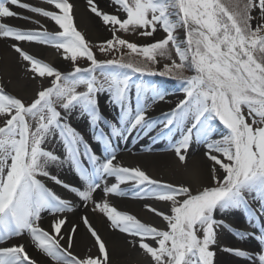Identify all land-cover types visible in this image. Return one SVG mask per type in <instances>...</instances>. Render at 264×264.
<instances>
[{
    "label": "snow or ice",
    "instance_id": "1",
    "mask_svg": "<svg viewBox=\"0 0 264 264\" xmlns=\"http://www.w3.org/2000/svg\"><path fill=\"white\" fill-rule=\"evenodd\" d=\"M43 3L48 7L0 0V40L12 42L18 62L41 82L28 99L0 82V264H113L86 215L81 221L96 252H75L78 226H64L77 200L124 234L143 264H216L218 251L264 264V0H111L112 12L87 0L89 13L111 33L102 42L79 29L72 0ZM11 18L36 27L12 25ZM124 34L153 39L138 44ZM25 43L55 49L70 70L30 54ZM156 76L175 81L183 95L158 116L169 92L141 79ZM101 97L115 115L102 112ZM74 120L91 129L87 137ZM145 139L167 141L187 178L166 181L125 164L127 149L119 145ZM195 146L204 149L207 166L190 161ZM64 170L78 178L75 184L61 177ZM110 197L144 201L160 224L118 210ZM238 213L244 230L225 218ZM224 231L257 241V248L222 247Z\"/></svg>",
    "mask_w": 264,
    "mask_h": 264
},
{
    "label": "bare ground",
    "instance_id": "2",
    "mask_svg": "<svg viewBox=\"0 0 264 264\" xmlns=\"http://www.w3.org/2000/svg\"><path fill=\"white\" fill-rule=\"evenodd\" d=\"M27 2L32 3L37 6L48 7V5L43 3V0H27ZM75 4V17L76 23L80 30L85 32L86 37L91 41H98L111 34L105 31V28L100 26L98 22L93 19V17L87 12V0H72ZM99 6L106 10L111 11L112 6L110 0H96ZM14 10L18 12H23L19 8ZM31 15L30 13H25ZM12 25H18L27 28H34L36 25L28 24L20 19L11 18L7 21ZM50 30H54L55 26L48 21H44ZM11 41L0 40V82L6 84V90L18 97L30 98L33 96L36 89L40 86V80L37 78L35 80L30 78L20 62H18L17 56L11 48ZM30 54L35 55L39 59H43L45 62L51 63L58 69L64 71L67 69L66 61L62 58V55L58 53L55 49L42 46L36 43H25L22 45ZM183 98L181 92H176L175 90H169V95L167 101L161 102L155 109V115H160L162 112H167L178 99ZM102 112L106 116L115 115V111L112 105L104 98L100 99ZM73 125L77 127L82 133L87 135L91 132V129L86 125L83 120H74ZM121 149H127L123 151L122 157L123 162L128 165H140L145 170L149 172L150 175L156 178H162L166 181L171 182H181L187 177L183 171L176 167V158L174 155L167 151V141H158L152 143L151 140L145 139L143 142H137L132 144L129 142L127 145L120 144ZM152 148L151 152L143 151L144 148ZM204 149L200 146H195L189 153V159L191 160H201L206 166L210 163L203 156ZM61 177L65 182L76 183L78 178L75 177L74 173L69 170H64L60 173ZM54 187V190L58 191L62 195L65 194V190L61 189L60 186L50 185ZM110 202L118 210L128 211L132 214H136L138 218L144 221L151 222L153 224H160V219L155 217L154 214H150L146 209L143 208L144 201H139L132 199L131 197H110ZM148 203H154L157 208H164L165 206L158 202L147 201ZM77 208L74 213L68 214V223L64 226L65 229H70L73 224L78 226V231L75 236V252L79 255H84L89 248H92L93 238L87 232L85 225L81 221L82 216H87L90 223L95 227L98 234L106 241L112 254L113 264H143V257L139 255L138 251L132 250L126 243L127 237L117 231H113L110 228V223L107 218L99 213L91 210V206L88 208L83 207V205L77 200ZM227 221L233 227L247 228V224L242 213L235 215H229L225 217ZM50 217H45L43 220V226L48 228ZM246 224V225H245ZM64 229H62L63 231ZM224 231L220 236V244L224 246H238L243 249L250 250L257 248V241L247 240L239 241L230 232L225 233ZM228 244V245H227ZM236 244V245H235ZM30 254L41 259L40 254L29 244L27 249ZM93 253L96 252L95 248H92ZM219 264H242L237 258H232L229 254L218 251L217 256Z\"/></svg>",
    "mask_w": 264,
    "mask_h": 264
},
{
    "label": "rangeland",
    "instance_id": "3",
    "mask_svg": "<svg viewBox=\"0 0 264 264\" xmlns=\"http://www.w3.org/2000/svg\"><path fill=\"white\" fill-rule=\"evenodd\" d=\"M110 3H111V0H110ZM112 11H114L113 8L111 9V11L108 10V12H112ZM87 12L89 13L88 10H87ZM89 14L93 17V19H95V20L98 22V24H99L100 26H102L103 28H105V27L103 26L102 22L99 20V18L95 17L94 14H91V13H89ZM105 31H106L107 33L109 32V31H107L106 29H105ZM109 33H110V32H109ZM110 34H111V33H110ZM105 36H107V37H105V38H103V39H100V40H98V41H93V42H102V41H104V40H107V39H110V38H111V35H110V36L105 35ZM160 37H161V33H156L154 39H159ZM124 38L127 39V40H129L130 42H136V43H138V44H145V43L151 42V39H153V38L140 37L138 34H124ZM87 39H89V38L87 37ZM89 40H90V39H89ZM90 41H91V40H90ZM97 56H98L99 59H105V58H106L103 54H100L98 51H97ZM65 63H66V65H67V69L64 70V71H68V70H70V64H69V62L66 61ZM80 63L83 65L85 62H84V61H81ZM155 78H159V79H155ZM141 79H144L145 81H149V82H152V83H156V84L160 85L161 87L167 89L168 92H169V90H175L176 92H179V91H178L177 83H176L175 81H173V80H169V79H167V78L159 77V76H156V77H143V78H141ZM25 99H28V98H25ZM78 130H79V129H78ZM228 222L230 223V221H228ZM245 225H246V224H245ZM235 228H236V227H235ZM241 228H242V229H246V228H244L243 226H242ZM237 229H239V228H237ZM227 232H228V231H226L225 233H227ZM227 245H228V244H227ZM235 245H236V244H235ZM235 247H238V246H235ZM240 247H241V246H240ZM241 248H242V247H241ZM232 258H235V257L232 256ZM219 260H220V259H219ZM219 260H218V257H216V264H219V263H218ZM241 262H242V261H241ZM242 264H243V262H242Z\"/></svg>",
    "mask_w": 264,
    "mask_h": 264
},
{
    "label": "water",
    "instance_id": "4",
    "mask_svg": "<svg viewBox=\"0 0 264 264\" xmlns=\"http://www.w3.org/2000/svg\"><path fill=\"white\" fill-rule=\"evenodd\" d=\"M155 79H159V78H155Z\"/></svg>",
    "mask_w": 264,
    "mask_h": 264
}]
</instances>
